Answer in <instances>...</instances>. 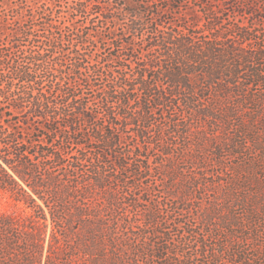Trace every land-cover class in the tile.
I'll return each instance as SVG.
<instances>
[{
	"label": "trees",
	"instance_id": "obj_1",
	"mask_svg": "<svg viewBox=\"0 0 264 264\" xmlns=\"http://www.w3.org/2000/svg\"><path fill=\"white\" fill-rule=\"evenodd\" d=\"M161 1H4L0 192L30 212L0 210V264H264V0H206L174 29ZM95 20L109 35H92ZM109 40L117 71L94 63ZM178 139L185 197L169 184L179 207L163 220L151 202L136 227L149 155L170 159ZM200 190L214 194L201 211ZM177 210L202 233L172 240Z\"/></svg>",
	"mask_w": 264,
	"mask_h": 264
},
{
	"label": "rangeland",
	"instance_id": "obj_2",
	"mask_svg": "<svg viewBox=\"0 0 264 264\" xmlns=\"http://www.w3.org/2000/svg\"><path fill=\"white\" fill-rule=\"evenodd\" d=\"M4 1L6 0H0V6H3V8H0V15L1 17L4 19V17L6 16L9 18H12V12H8L7 10H5V7L3 5ZM12 3H16V1L18 3H20V0H11ZM32 1H37V0H30ZM41 2H50V3H56L58 6L62 7V11H66V8L68 7V5H70L74 0H40ZM101 1V0H98ZM206 0H168V2L165 1H161V5H167L168 6H173L176 8H171L167 11L164 12V17L161 18V21L163 23H165L166 27H171V28H180L182 26H184L188 20H190V16L192 15L191 13L194 12H203V2ZM124 2V1H122ZM170 2V3H169ZM177 6H179V8H177ZM155 10V9H154ZM153 15H147L145 17H147L148 19H151ZM80 23H78L77 25L81 24V20L78 19ZM158 21H160L158 19ZM83 23V22H82ZM125 24H127V20L126 21H121L120 27L125 26ZM92 27V35L94 34V31H97L98 34L101 35H109L108 34V28L107 26L103 25L101 21H93L91 23ZM180 26V27H179ZM9 42V38L8 37H3L2 39H0V47L2 44H7ZM121 41L117 42L116 45H121L120 43ZM135 49H137L138 51L140 50V47H142V43H141V39L137 38L135 39ZM110 43V44H109ZM111 40L108 41V45H106L105 47L102 45V49L98 52H93L95 53V57L94 60L97 61H102L103 63L100 62H94L97 63V67H101L102 70H106L104 68V64L109 63V67L107 68V71H109L110 69L116 70V67H119V63H120V59L118 57H124L121 56L122 53L124 51L123 47L122 48H112V44H111ZM122 46H123V42H122ZM138 56V55H137ZM126 59V58H125ZM122 61V60H121ZM118 70V69H117ZM116 70V71H117ZM89 71V70H88ZM87 97L94 99V96L96 95V93L94 92V88L93 89H88L87 91ZM159 120V119H158ZM206 129V128H204ZM222 141V139H220ZM175 149L173 150V152L171 153L170 159H166L163 158L161 156H157V154L160 153V149H156L155 151H151L150 155H149V162H150V166H151V170L147 173L146 176H143L142 182L145 186V188L149 189L148 192L144 193L142 192V190L140 189H135L133 190L131 197L138 199V209H133L134 211L132 212L131 215H138V219H141L140 223L138 226L136 227H142L145 225L146 221H145V211L149 204L152 202L157 203L159 206H161V212L163 215L160 216L161 219L165 220L167 218V214L168 211H170L171 208H176L179 207V203L178 202H173V200H171L169 198V189H167V187L169 186V184H171L172 186H175L177 188V194H179L180 191V196H184L185 192H184V187L188 185V181H187V177L185 175H183V173L181 172V170L183 168H187L188 167V161L182 162L179 159V154L178 152L180 151L179 145L182 143L181 139L176 140L175 142ZM196 149H199L198 146H196ZM207 149V148H206ZM248 157H250V153L248 154ZM232 161H234L233 159H231ZM186 163V167H184ZM217 170V169H214ZM209 171L210 170L209 168ZM247 173H249L250 175H252V170L251 169H247ZM172 175H176V181L174 183H170L168 182L171 178ZM129 180L131 181L133 178L132 177H128ZM244 178V177H242ZM252 179V178H251ZM250 179V180H251ZM152 187V188H151ZM251 190H253L252 193L255 192L256 188H250ZM122 188L120 189V192H122ZM212 192L215 191L216 193H218V197L221 199V201L224 204V207L229 209V199L230 197L228 196V194L226 193V188L222 187L219 188L218 190L215 189H210ZM211 191H203L200 190L195 194V198L197 197V199L192 200V204L195 208L199 209V211H201L204 207V203L203 200L201 199L202 197H208L209 195L214 196V194H212ZM129 193V192H128ZM251 193V194H252ZM192 197V198H194ZM134 208V207H132ZM224 208V210H225ZM0 210L3 212H8V213H21L24 212V214H28L30 211L28 209H26L24 207L23 204L17 203L16 201H14L7 193L5 192H0ZM227 211V210H226ZM245 211L243 210L242 213H244ZM258 212V209H257ZM196 212H194V216L198 219L195 220L193 219V217H191L190 215L187 214V216H182L181 213L179 212V210L175 211V213H173L169 219H172L175 223L180 225L179 228V232L176 230V228H174L172 230V236L171 238H173L172 240L177 241L179 240V235L181 238V232L180 230H182L181 227H186L187 225L192 224L193 229H195L197 225V229L194 230L196 231L197 234H201L204 228V223L202 221H200V218L195 214ZM207 213V212H206ZM247 213H250L249 210H247ZM255 216V215H254ZM251 217V216H249ZM137 229V228H136ZM184 229V228H183ZM187 230H184L185 234H188L190 232V235L187 239L194 241L196 237L195 233H191V231L186 228ZM180 233V234H179ZM177 235V236H176ZM191 236V237H190ZM150 240L153 242L155 241L154 237H149V238H145L143 239V241L146 242H150ZM161 242V241H160ZM78 259H85L84 257L81 258L80 256L78 257ZM92 263V262H91ZM94 263V262H93Z\"/></svg>",
	"mask_w": 264,
	"mask_h": 264
}]
</instances>
